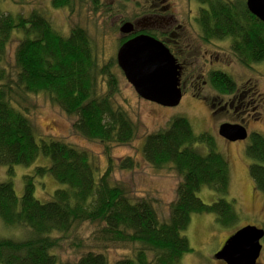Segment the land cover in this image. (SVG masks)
<instances>
[{
    "label": "trees",
    "instance_id": "16d2710c",
    "mask_svg": "<svg viewBox=\"0 0 264 264\" xmlns=\"http://www.w3.org/2000/svg\"><path fill=\"white\" fill-rule=\"evenodd\" d=\"M75 1L83 0H51V5L71 13ZM89 1L98 5L97 0ZM195 2L200 7L192 22L200 40L230 39V56L245 68L264 61V23L247 10L245 0ZM67 33L57 30L38 9L26 16L0 10V166L6 167L9 178L0 182V221L5 228L24 233L21 238L0 237V264H180L192 251L181 235L191 215H213L223 229L234 228L239 220L234 200L225 198L229 164L210 134L194 133L190 122L178 115L165 128L146 135L140 148L149 166L170 169L180 178L167 220L159 219L150 200L132 198L112 184L109 147L131 143L137 133L116 102L123 74L116 57L101 58L95 39L84 28L72 26ZM14 34L19 37L14 65L8 70L3 61ZM147 34L157 38L151 31ZM135 35L137 31L120 39L119 46ZM207 79L220 95L236 89L234 79L222 70L210 71ZM38 95L74 118L72 130L80 137L104 145V170L84 149L53 137L37 138L27 104L30 96ZM245 154L254 188L264 195L262 134L249 135ZM39 157L48 158L49 166L24 175L22 194L17 196L11 181L14 168L29 167ZM134 165L127 156L117 166L131 170ZM47 175L61 186L49 201L41 202L34 196L35 180ZM201 187L213 191L216 201L203 203L196 195ZM83 225L86 229L75 234ZM63 242H72L74 251H82L75 261L57 258L54 251ZM118 246L134 248L130 255L111 262L103 251Z\"/></svg>",
    "mask_w": 264,
    "mask_h": 264
},
{
    "label": "rangeland",
    "instance_id": "374dc122",
    "mask_svg": "<svg viewBox=\"0 0 264 264\" xmlns=\"http://www.w3.org/2000/svg\"><path fill=\"white\" fill-rule=\"evenodd\" d=\"M97 2L98 5L94 6L89 0L75 1L73 12L70 13L65 8H53L51 0H23L22 3L17 0H0V10L12 15L26 16L31 9H38L64 35L68 34L70 27L80 26L95 39L101 58L105 60L109 57L115 58L119 40L125 37L118 31L122 20L130 21L133 25L138 22L136 30L143 28L153 32L156 30L150 29L147 19L152 17L156 10L168 8L166 12L159 13L160 17L173 18L176 24L182 25L186 30L182 35L184 42L181 43L188 45L185 49L186 84L181 88L182 98L177 106H160L140 98L123 75L120 76L116 102L136 125L137 133L134 140L127 145H110L108 154L114 163L110 181L124 188L132 198L150 200L159 219L165 221L168 218L169 205L175 199L180 178L170 169L155 170L143 161L140 148L145 136L165 128L169 120L178 115L190 122L194 133L210 134L215 140L217 150L229 164L230 186L225 198L228 201L234 200L239 220L234 228L223 229L216 224L213 215H191L189 226L181 235L186 237L192 251L181 258L180 264H225L214 259L215 253L224 241L246 225L259 228L263 226L264 195L255 190L249 176L250 159L245 154L249 136L243 141L228 142L218 135V128L223 123L241 122L249 135L257 132L264 136V61L251 65V68H245L230 56L228 49L230 39L211 42L200 40L194 21L192 22L200 7L195 0H97ZM152 19L160 20L156 16ZM17 37L18 34L13 35L4 56L3 65L8 70L14 65L13 55ZM214 70H222L229 74L236 82L237 90L247 95L248 106L245 110L232 107L229 108V112L218 111L219 105L226 98L220 96L208 82V73ZM204 81H207V86L203 85ZM27 106V116L36 130L37 138L53 137L84 149L97 160L101 170L106 168L104 145L88 141L75 133L72 130L74 118L66 116L59 108L51 105L43 95L30 96ZM197 147L200 151H205L203 146ZM127 156L133 158L134 168L119 169L117 166L119 161ZM49 163L48 158L39 157L29 167L16 166L11 178L15 194L17 196L22 194L24 175L33 174L36 167H47ZM7 179L9 178L6 175V167L0 166V182ZM60 186L50 175L37 178L34 196L41 202L49 201L53 191ZM196 195L205 204H211L218 198L207 187H201ZM82 229H86V226L77 229L75 234ZM23 234L20 229L5 228L0 221V237L21 238ZM71 244L72 242H63L60 248L54 251L60 261L73 262L82 253L74 251ZM262 244L258 264H264V243ZM133 248L118 246L103 252L112 262L130 255Z\"/></svg>",
    "mask_w": 264,
    "mask_h": 264
},
{
    "label": "water",
    "instance_id": "95a60500",
    "mask_svg": "<svg viewBox=\"0 0 264 264\" xmlns=\"http://www.w3.org/2000/svg\"><path fill=\"white\" fill-rule=\"evenodd\" d=\"M247 10L264 23V0H246ZM119 33L134 34L133 23L123 22ZM116 62L126 81L142 99L164 107L177 106L182 98L181 67L156 38L139 34L118 47ZM218 135L228 142L243 141L247 130L240 124L223 123ZM264 229L246 225L229 236L215 253L214 259L225 264H258L263 249Z\"/></svg>",
    "mask_w": 264,
    "mask_h": 264
},
{
    "label": "flooded vegetation",
    "instance_id": "af4514ba",
    "mask_svg": "<svg viewBox=\"0 0 264 264\" xmlns=\"http://www.w3.org/2000/svg\"><path fill=\"white\" fill-rule=\"evenodd\" d=\"M167 7L161 8L159 11H155L152 13V17L156 16L159 17L160 20L156 21L153 20L152 17H149L147 20V25L150 27V29L156 30L153 31V33L156 34L157 40L161 41L173 54V56L177 59L179 64L181 65V79H180V86L183 88V86L186 84V81L184 79V74L186 70L185 66V49L188 48V45L181 44L184 42L183 33L186 31L183 29L182 25L176 24L175 20L173 18L164 19L160 17L159 13H163L167 11ZM188 22L190 23V16L188 18ZM138 22H135V28L138 26ZM160 24V26H158ZM148 30H145L143 28L137 29V34H147ZM152 32V31H151ZM188 74V73H187ZM204 86H207V81L203 82ZM225 96L226 98L222 104L219 105L218 111H224L229 112V108L235 107V109H242L245 110L247 108L248 103L246 101L247 95L243 94L242 91H238L237 87L234 92L230 94L220 95ZM234 124H241L240 123H234ZM244 126L243 124H241ZM245 127V126H244ZM246 128V127H245Z\"/></svg>",
    "mask_w": 264,
    "mask_h": 264
},
{
    "label": "bare ground",
    "instance_id": "6f19581e",
    "mask_svg": "<svg viewBox=\"0 0 264 264\" xmlns=\"http://www.w3.org/2000/svg\"><path fill=\"white\" fill-rule=\"evenodd\" d=\"M263 23V22H262Z\"/></svg>",
    "mask_w": 264,
    "mask_h": 264
}]
</instances>
